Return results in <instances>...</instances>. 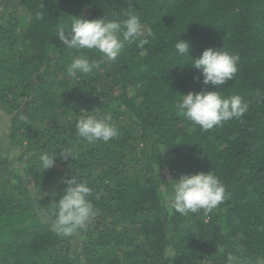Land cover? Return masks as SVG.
<instances>
[{"label": "trees", "instance_id": "1", "mask_svg": "<svg viewBox=\"0 0 264 264\" xmlns=\"http://www.w3.org/2000/svg\"><path fill=\"white\" fill-rule=\"evenodd\" d=\"M126 10L152 30L149 42L68 77L81 53L56 32L75 17L123 20ZM178 38L193 57L209 47L240 56L235 79L220 90L249 101L241 119L203 131L179 113L181 94L215 88L187 64L192 57L176 54ZM257 90L264 91V0H0V119L20 163L16 173L0 152V264H228L229 254L232 264H264ZM96 113L111 116L117 138L88 144L78 136V120ZM69 149L73 158L62 159ZM43 153L55 154L51 169L43 170ZM209 170L228 200L208 214L172 210L173 179ZM72 177L93 189L98 211L87 230L64 237L52 230V213Z\"/></svg>", "mask_w": 264, "mask_h": 264}, {"label": "clouds", "instance_id": "2", "mask_svg": "<svg viewBox=\"0 0 264 264\" xmlns=\"http://www.w3.org/2000/svg\"><path fill=\"white\" fill-rule=\"evenodd\" d=\"M123 16V20L108 17L97 19L75 17L70 27L61 28L56 32L62 45L81 53L74 56L67 65L68 77L78 79L91 73L101 62L117 61L127 45L138 43L139 47H143L149 42L153 32L150 28H145L140 16L132 10H126ZM37 18H41L39 13ZM65 29H69L67 34ZM84 49L97 50L101 53L100 60L84 55L82 51ZM174 49L179 56L192 57L187 64L200 71L203 85L210 84L215 88L211 91L180 93L181 99L177 102L176 108L188 121L199 125L203 131H209L229 120L241 119L249 111V101L238 94L224 96L220 90L221 86L235 79L239 72L240 56L237 53L223 50V47L218 49L209 47L200 56L193 57L190 55L189 41L180 38L174 41ZM255 95L258 102L264 101V91L257 90ZM19 119L27 121L24 115H20ZM76 130L78 136L88 144H95L98 141L107 143L119 135V129L108 114L96 113L82 117L76 124ZM60 156L65 160L73 158L70 149L62 150ZM39 159L43 170L51 169L56 164L55 154L43 153ZM173 180L171 191L168 193V203L172 210L181 215L201 211L204 214L211 213L230 196L222 180L211 170L181 174L178 180ZM65 183L67 187L64 194L56 202L52 213L54 219L51 228L58 235L71 237L87 230L98 210L91 199L93 189L87 183L78 182L76 177L68 179ZM95 198L99 199V195L97 194ZM171 255L176 254L173 252ZM234 259L229 254L228 264H232Z\"/></svg>", "mask_w": 264, "mask_h": 264}, {"label": "rangeland", "instance_id": "3", "mask_svg": "<svg viewBox=\"0 0 264 264\" xmlns=\"http://www.w3.org/2000/svg\"><path fill=\"white\" fill-rule=\"evenodd\" d=\"M83 13L85 15H87V9L85 8ZM6 119L1 117L0 119V152L6 157V159L10 160H14V163L12 164V169L16 172L19 173V166L20 163L19 161L15 160L16 156H18V152L15 149H11V147L8 145L7 141H6V129H7V125H6ZM23 183H25L24 178H22Z\"/></svg>", "mask_w": 264, "mask_h": 264}]
</instances>
